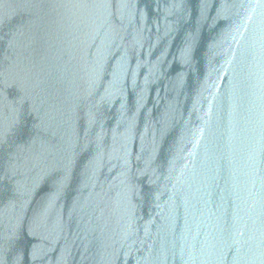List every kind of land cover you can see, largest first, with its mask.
<instances>
[{"label": "water", "instance_id": "obj_1", "mask_svg": "<svg viewBox=\"0 0 264 264\" xmlns=\"http://www.w3.org/2000/svg\"><path fill=\"white\" fill-rule=\"evenodd\" d=\"M0 264H264V0H0Z\"/></svg>", "mask_w": 264, "mask_h": 264}]
</instances>
